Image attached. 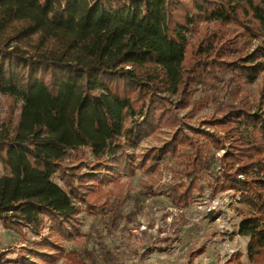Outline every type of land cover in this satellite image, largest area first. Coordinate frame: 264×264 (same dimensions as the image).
<instances>
[{"label": "trees", "instance_id": "1", "mask_svg": "<svg viewBox=\"0 0 264 264\" xmlns=\"http://www.w3.org/2000/svg\"><path fill=\"white\" fill-rule=\"evenodd\" d=\"M225 74L232 99L202 120L216 132L186 123L179 112L201 110ZM258 74L263 99L264 0H0V93L21 102L14 119L0 117V224L35 235L23 248L43 261L23 264L60 255L81 264L58 240L81 234L82 206L94 210V192L167 156L181 165L169 202L187 207L202 183L234 192L247 209L236 207V233L248 237V261L264 264V105L238 97ZM198 89L204 95L194 97ZM161 132L159 146L136 158L127 151ZM85 147L91 159L79 156ZM7 252L0 264H18ZM239 256L224 264H241Z\"/></svg>", "mask_w": 264, "mask_h": 264}, {"label": "rangeland", "instance_id": "2", "mask_svg": "<svg viewBox=\"0 0 264 264\" xmlns=\"http://www.w3.org/2000/svg\"><path fill=\"white\" fill-rule=\"evenodd\" d=\"M186 37L189 41L193 35L189 32ZM257 43L258 40L253 39L248 49ZM261 82L262 76L258 74L252 82L243 84L238 95L252 109L262 102L264 105V98H260ZM228 87L236 86L225 74L224 84L210 96L211 99L201 110L193 114L181 110L179 114L189 125L213 134L216 130L202 120L232 99ZM202 95L204 91L198 89L193 96ZM171 99L174 100L173 97ZM20 104L14 97L0 93V117L11 116L14 119ZM183 130L189 132L188 126H184ZM218 133L222 134L221 131ZM165 138L166 132L144 137L135 147H128L127 151L136 158L138 153L159 146ZM213 151L219 156L224 149ZM77 152L79 156L92 158L87 147L79 148ZM69 159L74 161L72 156ZM151 162L156 163L155 169L136 170L132 176L118 175L115 181H110L101 191L90 196L95 209L87 211L82 206L79 214L81 234L58 240L63 251H75L81 264H224L236 253H240L241 264H251L246 257L248 237L236 233L241 218L236 207H240L243 213L247 209L236 203L234 192L213 193L202 183L203 190L194 194L190 205L175 207L169 202L165 190L171 171L181 166L179 159L174 156L154 157ZM52 180L61 185L57 174L52 176ZM148 186L160 189V193L145 194L143 191ZM24 231L25 237H22L0 224V250L8 249L7 257L12 262L18 261V264H23L24 259L42 263L34 252L28 253L23 248L26 239L36 237L26 229ZM48 249L33 247V251ZM103 253L109 255L107 261ZM52 264L78 263L60 255Z\"/></svg>", "mask_w": 264, "mask_h": 264}]
</instances>
